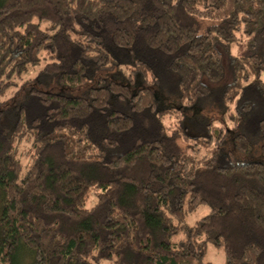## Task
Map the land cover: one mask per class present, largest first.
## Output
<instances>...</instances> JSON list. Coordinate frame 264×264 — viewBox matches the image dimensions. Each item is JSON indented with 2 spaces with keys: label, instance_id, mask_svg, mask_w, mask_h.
Here are the masks:
<instances>
[{
  "label": "trees",
  "instance_id": "1",
  "mask_svg": "<svg viewBox=\"0 0 264 264\" xmlns=\"http://www.w3.org/2000/svg\"><path fill=\"white\" fill-rule=\"evenodd\" d=\"M262 73L264 0H0L1 263L264 264Z\"/></svg>",
  "mask_w": 264,
  "mask_h": 264
},
{
  "label": "rangeland",
  "instance_id": "2",
  "mask_svg": "<svg viewBox=\"0 0 264 264\" xmlns=\"http://www.w3.org/2000/svg\"><path fill=\"white\" fill-rule=\"evenodd\" d=\"M246 42L247 40L245 38H241V40L238 41V43L234 44L231 48V53L235 56H241L245 53L246 51ZM46 60L42 61L41 64H39L36 67H33L30 69L29 73L27 76L24 77L25 81L30 79V84L29 86H37L43 89H49L53 90L59 93L63 94H68V95H76L81 92L79 88H74L68 85H63L58 82H56L52 78L44 77V76H39V71L43 66L45 65ZM227 63V61H226ZM37 71V73H35ZM115 76L110 75L109 78H113ZM119 76H117L118 78ZM261 78L264 80V73L261 74ZM22 83V82H20ZM16 91V90H14ZM13 95V94H12ZM246 161L249 160H262L264 161V156L259 154L258 152L253 153L251 155H248L247 158H245ZM93 205V201L89 200L87 207L90 208ZM211 211L210 207L207 204L201 205L196 211L193 213L189 214L187 217V223L189 225H194L198 220L209 214ZM206 260L207 261H212L214 264H225V255L224 251L220 248L215 247L213 244H210L208 246V251L206 255ZM0 264L1 261H0ZM108 264V263H104Z\"/></svg>",
  "mask_w": 264,
  "mask_h": 264
}]
</instances>
